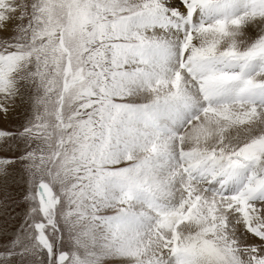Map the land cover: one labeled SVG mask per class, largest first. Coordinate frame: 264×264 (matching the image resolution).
Masks as SVG:
<instances>
[{
	"label": "snow or ice",
	"instance_id": "obj_1",
	"mask_svg": "<svg viewBox=\"0 0 264 264\" xmlns=\"http://www.w3.org/2000/svg\"><path fill=\"white\" fill-rule=\"evenodd\" d=\"M0 264H264V0H0Z\"/></svg>",
	"mask_w": 264,
	"mask_h": 264
}]
</instances>
